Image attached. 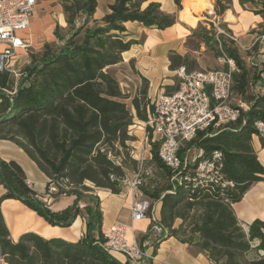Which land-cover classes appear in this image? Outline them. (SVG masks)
Masks as SVG:
<instances>
[{
    "label": "trees",
    "instance_id": "obj_1",
    "mask_svg": "<svg viewBox=\"0 0 264 264\" xmlns=\"http://www.w3.org/2000/svg\"><path fill=\"white\" fill-rule=\"evenodd\" d=\"M212 1L215 15L222 17L234 0ZM238 1L244 10L247 4H260L256 14L264 19V0ZM98 4L99 0H62L66 27H55L57 41L45 43L19 78L9 71L0 73V141L22 149L47 178L45 194L39 195L29 186L21 165L0 156V185L5 189L0 197V263L121 264L102 246L103 211L95 191L122 192L128 163L137 169V161H131L128 152L127 144L134 140L129 128L135 119L146 122L154 104L145 78L132 95L122 90L112 69L138 44L126 39V23L165 30L178 23V15L164 12L159 0H112L109 12L98 20ZM175 4L181 11V0ZM209 25L199 23L191 30L187 54L169 52V70L198 71L201 66L195 53L202 45L218 57L225 54L238 69L232 94L248 109L237 122L200 130L183 142L177 170L161 161V143H151L152 160L163 181L143 189L150 199L148 216L151 226L163 229L157 241L175 238L205 254L211 264H264V221L257 219L246 229L234 210L253 185L264 181V166L253 147L255 124L264 122V91L256 93L254 86L264 71L246 63L230 38L233 32L228 23L219 25L223 33ZM173 81L163 87L166 94L179 89V77ZM216 153L221 157L215 159ZM202 162H213V171L200 172ZM45 196L54 201L68 197L72 202L57 209L45 202ZM8 199L20 201L52 227L68 228L81 217L86 233L70 241L29 231L14 240L1 210ZM156 203H160L159 219L152 218Z\"/></svg>",
    "mask_w": 264,
    "mask_h": 264
},
{
    "label": "crops",
    "instance_id": "obj_2",
    "mask_svg": "<svg viewBox=\"0 0 264 264\" xmlns=\"http://www.w3.org/2000/svg\"><path fill=\"white\" fill-rule=\"evenodd\" d=\"M162 5V10L166 13H184L183 10L179 11L175 0H159ZM112 0H99L98 8L95 14V18L100 20L109 12V5ZM185 4H188L186 0ZM183 3V6L185 5ZM233 8L237 13V23H233L231 19H227L228 26L232 30L233 35L238 39L242 48L249 45L257 34H250V30L254 27L258 30L259 26H264V19L261 15H254L247 12L239 4L238 0H234ZM230 11V10H228ZM227 11V12H228ZM61 15V24L62 23ZM33 20V19H32ZM66 25V24H65ZM126 39L136 40L138 44H135L131 49L124 53V62L121 65H130V61H134V71H127L119 77L114 74L121 84V88L124 92L134 95L137 89L142 84V78H145L149 82L148 96L152 102L156 100L158 95L164 90V86L173 85V78L177 72H171L169 70L168 55L171 50H175L178 53L185 55L188 53L186 48V39L188 33L182 29L177 23L173 27L165 30H158L147 28L138 22L126 23ZM27 32V31H25ZM25 32H22L23 35ZM22 34L21 37L24 38ZM264 34L262 33V36ZM261 38V37H260ZM259 38V39H260ZM260 42V54L264 59V49H262L263 41L256 39ZM0 46V50H1ZM23 51V50H21ZM20 51V52H21ZM17 59L15 58V62ZM119 65V66H121ZM114 67L113 73L116 72ZM264 81V73H262L261 81ZM257 85V84H256ZM134 112V110H133ZM136 122V121H135ZM253 147L256 151L260 162L264 166V147L259 137L254 136ZM0 156L5 161H15L24 169L29 186L42 195L45 192V185L47 182L46 176L40 172L36 164L25 154V152L17 147L14 143L6 140L0 141ZM5 193V189L0 185V197ZM104 195V196H103ZM101 198L105 199V202H101V208L103 211V227L102 231L107 230L115 221H121L131 227L128 232V240H136L143 251L151 256V258H145L139 263L131 262L125 255L109 252V254L121 264H211L205 254L197 252L195 249L188 245L178 242L175 238H163L157 241L152 235H148L151 228V218H146L142 221H133L131 217V209L134 201V197L131 196L127 200H122L119 196L102 191L98 194ZM104 198H103V197ZM72 202L71 198L61 197L55 204L54 208L63 209ZM1 210L4 215L5 221L11 232V237L17 240L19 236L25 232H35L45 238L62 237L66 240L76 241L86 233V224L81 217L77 218L72 226L68 228L52 227L43 218L20 201L14 199L5 200L1 205ZM234 210L237 218L244 226H248L255 220L260 219L264 221V181L256 183L245 194L244 198L234 204ZM152 216L155 219L160 217V203L155 204L154 212ZM146 236V237H145ZM143 237H145L143 239ZM158 243L155 248L154 245ZM4 264V263H0Z\"/></svg>",
    "mask_w": 264,
    "mask_h": 264
},
{
    "label": "built area",
    "instance_id": "obj_3",
    "mask_svg": "<svg viewBox=\"0 0 264 264\" xmlns=\"http://www.w3.org/2000/svg\"><path fill=\"white\" fill-rule=\"evenodd\" d=\"M44 0H0V73L9 71L16 76L14 61L21 50L28 48L27 39L20 33L29 30L36 7ZM219 32L223 33V30ZM238 47V39L230 36ZM263 41L264 35L259 39ZM223 69L194 71L188 73L185 68L177 71L181 79L179 89L173 94L164 90L158 95L154 104V112L143 122L151 143L160 142L159 157L161 161L173 170H177L182 161L179 157L183 142L192 140L198 131L209 127L219 128L238 121L242 111L248 105L230 104L233 86V74L237 72L235 61L225 54L220 57ZM264 91V81L258 87V92ZM257 137L264 141V122H256ZM215 159L221 154L216 153ZM213 162H202L198 170L202 173L214 169ZM138 199L132 206L133 221L149 218L150 201L137 193ZM153 219H155L152 216ZM129 225L115 221L103 232L105 242L102 244L107 252L125 255L131 262L139 263L145 258H151L140 247L139 243L128 240ZM151 235L158 239L163 236V229L158 224L151 226Z\"/></svg>",
    "mask_w": 264,
    "mask_h": 264
},
{
    "label": "rangeland",
    "instance_id": "obj_4",
    "mask_svg": "<svg viewBox=\"0 0 264 264\" xmlns=\"http://www.w3.org/2000/svg\"><path fill=\"white\" fill-rule=\"evenodd\" d=\"M185 2L186 0H181L182 10L184 8V13H182L184 18L182 19L180 17V13H178L177 15L178 23L182 27V29L188 33V37L191 35V30L195 29L199 25V23H203L207 28H210L209 23H213L218 29L222 30L219 25L221 23H229L227 19H229L230 16L234 18L232 20L233 23H237L238 21V15L233 8V4L230 11L226 12L222 17H219L215 15L214 2L212 0H200V2H198L194 6H192L191 4L187 5L185 4ZM183 3L185 4L184 6ZM261 8L262 7L260 4L256 6L247 4L245 10L254 15H257L256 13ZM61 15H64L62 9V0H44L38 4L29 30H27L24 35L23 33H20V35L22 34L24 38L27 39L28 48L19 52L16 57L17 61L15 62L14 66V70L16 71V79L19 78L20 73L25 69V67L30 64L32 56L39 54L43 50L45 43H53L57 41L54 36L55 27L57 25L66 27V21L63 19V17L62 23L64 25L61 24ZM187 19L192 21L195 20V25H190ZM228 28L230 29L229 26ZM258 28L259 29L256 30V28L254 27L249 32L252 35L257 34L254 40L244 48L239 46V49L241 55L248 65H256L257 71H264V59L262 57V54H260L259 52L260 42L256 41V39L259 40V38L262 37V33L264 34V26H259ZM186 48L188 49V47ZM195 56L198 57L201 66L198 71L218 70L225 67L220 62V57H218L215 52L209 50L205 45L201 46L200 51L196 52ZM125 70H127L128 72L131 70L134 71V68L132 65H121L116 68V72H114V74L122 77V75L125 73ZM176 76L179 77L177 74ZM256 84L257 85L254 86V90L257 93L258 87H260L261 83L257 82ZM229 102L233 106H238L240 105L241 101L239 97L232 94ZM130 109L131 111L133 110L131 107ZM135 121L136 122L129 128V134L133 137L134 140L128 142L127 145L129 147L128 152L130 154L131 161H137V169L132 170L131 168H133V164L128 163V167L130 169H127V176L123 181L122 192L117 195L124 201L131 196L134 197V201H137L141 198L136 196L137 193L140 192L143 193L144 198L150 200L144 194L143 189L154 186L155 184L163 181L161 172L152 160L149 135L144 128L143 122L137 119H135ZM194 152H192L191 155H195ZM102 191L103 190H96L95 193L99 194ZM44 194L45 192L42 195ZM44 200L48 205L54 207L53 205L56 201H54L51 197L45 196ZM101 202H105V199L104 201L101 200ZM154 208L155 204L152 206V213L154 212ZM83 222L85 221L83 220Z\"/></svg>",
    "mask_w": 264,
    "mask_h": 264
},
{
    "label": "bare ground",
    "instance_id": "obj_5",
    "mask_svg": "<svg viewBox=\"0 0 264 264\" xmlns=\"http://www.w3.org/2000/svg\"><path fill=\"white\" fill-rule=\"evenodd\" d=\"M204 1H208V0H204ZM198 2H200V0H188V4H191L192 6H194L195 4H197ZM228 15V14H227ZM181 18L183 19L184 16L183 14H181ZM229 19L233 20L234 18L232 16L229 17ZM187 21H189L190 25L194 26L195 25V20H189L187 19ZM235 21V20H234ZM104 196V195H103ZM102 196V197H103ZM104 198V197H103Z\"/></svg>",
    "mask_w": 264,
    "mask_h": 264
}]
</instances>
